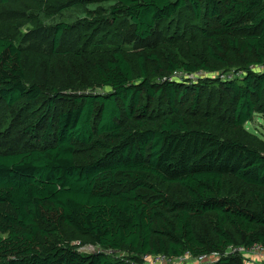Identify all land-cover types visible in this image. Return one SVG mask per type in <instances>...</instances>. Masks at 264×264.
I'll return each instance as SVG.
<instances>
[{
	"label": "trees",
	"instance_id": "trees-1",
	"mask_svg": "<svg viewBox=\"0 0 264 264\" xmlns=\"http://www.w3.org/2000/svg\"><path fill=\"white\" fill-rule=\"evenodd\" d=\"M98 1L116 4L106 16L114 25L123 12L135 40L168 27L128 51L79 26L85 47L59 54L73 26L58 23L45 82L83 74L107 90L61 107L62 93L44 92L26 50L0 32V110L15 113L17 139L0 149V264H146L264 247V140L246 129L264 118V0L71 4ZM61 232L98 249L81 252ZM185 264L264 262L235 253Z\"/></svg>",
	"mask_w": 264,
	"mask_h": 264
},
{
	"label": "rangeland",
	"instance_id": "rangeland-1",
	"mask_svg": "<svg viewBox=\"0 0 264 264\" xmlns=\"http://www.w3.org/2000/svg\"><path fill=\"white\" fill-rule=\"evenodd\" d=\"M64 8L60 12V4L55 3L54 6L51 0H12L10 3L0 5V32H6L8 36L13 39L23 50L28 53V71L35 69L36 77L34 80L41 84L44 92H50L53 85L57 88L59 93H62L63 99L58 101L59 107L66 105L73 95H82L88 93H104L107 92L106 88L101 87L95 80L89 79L88 76L83 74H76L75 76H66L63 74L61 78H56L54 84L45 82L46 72L50 73L53 63L48 60L47 55L53 54L52 40L55 31V26L58 23L64 22L73 26L72 30H67L62 36V42L58 48V53H64L66 50H79L80 47L86 43L84 41L87 35H83L78 27L90 29L91 27H99L105 31L104 40L109 44H117V39L124 49L128 51H138L158 39H162L163 27H168V24L157 26L154 35L148 41L135 40L132 35V24L128 18L122 17L124 14L121 12V20L116 24H112L107 12L115 7L114 2H92L85 6V8L72 7L71 0H62ZM182 24L185 23L183 15L181 17ZM175 24V23H174ZM103 40V41H104ZM86 45V44H85ZM85 45H83L85 47ZM56 57L53 55L52 59ZM59 63V60H55ZM35 65H34V64ZM189 78H195V75H188ZM187 76L185 80L188 79ZM59 79V80H58ZM4 111V113H2ZM11 110H0V149L6 150L17 143L14 139L15 135L13 128V120ZM11 120V123L9 122ZM246 129L261 139L264 140V118L256 115L252 121L246 124ZM12 133V134H11ZM61 232L60 238H66L65 242L70 245H76L77 249L84 253H93L97 251L98 247L91 243L85 237H80L75 233ZM239 260L249 262L251 258L248 256L237 254ZM253 260H258V257ZM151 258L145 259L146 264H151ZM157 264H171L169 262H159Z\"/></svg>",
	"mask_w": 264,
	"mask_h": 264
},
{
	"label": "built area",
	"instance_id": "built-area-1",
	"mask_svg": "<svg viewBox=\"0 0 264 264\" xmlns=\"http://www.w3.org/2000/svg\"><path fill=\"white\" fill-rule=\"evenodd\" d=\"M235 253L242 254L251 258V260L248 263L264 262V247L260 244H254L248 248L231 246L227 248L223 253L211 252L208 255H202L198 257H189L188 255H185L183 257L170 259L165 257L164 255H157V256H145L143 258L144 259L151 258L153 260L151 264H157L159 262H169L171 264L209 263L220 258V256L230 255ZM257 257L258 260H253L256 259Z\"/></svg>",
	"mask_w": 264,
	"mask_h": 264
}]
</instances>
